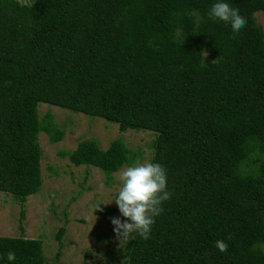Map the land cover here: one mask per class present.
Wrapping results in <instances>:
<instances>
[{
	"label": "trees",
	"instance_id": "16d2710c",
	"mask_svg": "<svg viewBox=\"0 0 264 264\" xmlns=\"http://www.w3.org/2000/svg\"><path fill=\"white\" fill-rule=\"evenodd\" d=\"M215 2L0 0V191L23 204L41 188L39 133H63L40 103L149 130L172 196L118 264H264V0H226L247 20L239 33L209 19ZM134 155L83 139L68 159L110 178ZM9 251L50 264L37 238L0 236V264Z\"/></svg>",
	"mask_w": 264,
	"mask_h": 264
},
{
	"label": "rangeland",
	"instance_id": "374dc122",
	"mask_svg": "<svg viewBox=\"0 0 264 264\" xmlns=\"http://www.w3.org/2000/svg\"><path fill=\"white\" fill-rule=\"evenodd\" d=\"M254 16L264 30V14L256 12ZM38 114L40 119L50 114L62 138L50 142L45 132L39 133L42 184L36 194L21 204L11 194L0 191V236L40 239L44 258L50 264H118L116 251L123 243L119 244L112 230L111 218H125L114 201L106 203L118 194L119 173L124 167L137 160H151L155 134L149 130L120 132L115 123L45 103L38 105ZM83 139H95L102 149L120 139L135 155L108 178L96 167L75 166L69 161L68 153ZM98 205L103 211H93ZM62 227L58 240L56 234Z\"/></svg>",
	"mask_w": 264,
	"mask_h": 264
},
{
	"label": "clouds",
	"instance_id": "9594fccd",
	"mask_svg": "<svg viewBox=\"0 0 264 264\" xmlns=\"http://www.w3.org/2000/svg\"><path fill=\"white\" fill-rule=\"evenodd\" d=\"M208 17L214 22L218 20L229 24L233 33H239L247 23L246 18L240 14V10L231 6L226 0H216L209 8ZM119 181L118 194L106 203L114 201L120 215L125 218L123 221L118 217L111 218L114 226L113 232L119 244H127L134 240L136 235L145 240L150 239L155 218L163 213V203L172 196L167 189V173L164 166L159 163L150 161L142 163L137 160L120 171ZM96 210L103 211L100 205L96 206L93 211ZM215 247L225 252L229 245L225 241L217 240ZM7 260L10 264L14 262L15 253L9 251Z\"/></svg>",
	"mask_w": 264,
	"mask_h": 264
}]
</instances>
